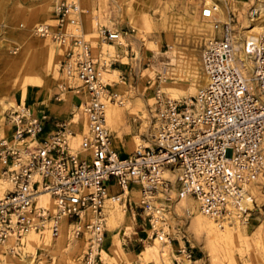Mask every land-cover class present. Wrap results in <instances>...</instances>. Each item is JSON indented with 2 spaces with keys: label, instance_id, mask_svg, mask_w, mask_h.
Here are the masks:
<instances>
[{
  "label": "built area",
  "instance_id": "1",
  "mask_svg": "<svg viewBox=\"0 0 264 264\" xmlns=\"http://www.w3.org/2000/svg\"><path fill=\"white\" fill-rule=\"evenodd\" d=\"M259 2L249 5V25L264 19ZM218 8L205 4L201 15L214 20ZM54 11L57 27L43 23L35 32L68 41L63 69L80 81L78 109L88 131L75 149L68 143L77 135L75 114L42 137L47 114L28 105L6 113L14 131L0 137L1 179L11 184L0 198V243L10 240L17 251L30 233L58 237L67 224L72 236L86 241L78 264H98L107 203L122 202L133 186L151 236L162 241L172 240L166 213L173 193L194 197L199 210L221 224L249 222L261 209L252 188L264 195V29L249 36L236 30L233 16L212 21L215 33L201 50L204 83L197 95L173 99L157 91L148 144L123 155L113 146L107 119V104L119 95L101 79V59L80 27L79 0H57ZM98 33L103 41L122 37L109 28ZM111 185L119 190L112 193ZM42 194L53 210L41 203ZM179 251L191 257L185 247Z\"/></svg>",
  "mask_w": 264,
  "mask_h": 264
},
{
  "label": "rangeland",
  "instance_id": "2",
  "mask_svg": "<svg viewBox=\"0 0 264 264\" xmlns=\"http://www.w3.org/2000/svg\"><path fill=\"white\" fill-rule=\"evenodd\" d=\"M56 1L0 0V111L4 116L3 120L0 119V137H11L5 127L11 128V135L13 134L14 127L5 120V112L9 111L12 103L20 108V105H26L27 102L44 99L45 103L60 107L71 93L77 94L78 97L81 95L78 84L80 81L70 77L63 69V62L70 47L68 41L60 43L35 32L36 27L43 23L57 27L58 18L54 11ZM226 1L227 5L221 0H79L80 27L85 38L91 43L93 55L101 59V79L119 95L117 101L107 104V108L109 105L120 106V99L130 100L131 108L125 110L124 120L121 121L125 122L126 128L128 126L129 130L132 129L131 134L138 136L140 142L147 141L152 131L151 110L157 91L165 96H168L165 91L168 86H183V89L191 91V88L180 80V76L186 75L192 79L189 82H193L201 74V50L204 43L215 33L212 21L233 16L236 30L245 33L247 28H243L248 27L250 23L247 11L250 3L256 0ZM209 2L216 3L219 7L216 15L214 14V20L203 18L201 15L203 5ZM259 3L264 7V0ZM128 8L131 12L134 9L135 12H132V25L127 16L130 10ZM53 13L54 19L51 17ZM202 21L208 23L212 31H201ZM69 28L73 29V26L68 25ZM100 28L119 30L122 37L116 41H103L98 33ZM190 34L196 36L192 42L186 41ZM110 44L113 47H110ZM177 54L186 56L185 60L192 58L189 65L188 61H181ZM177 70L179 71L176 73ZM194 95L196 94L186 92L178 99ZM77 102L78 100L74 99V104ZM60 110V114L64 115L73 112L75 107ZM78 111L79 109H76V114ZM72 117L73 115L66 120ZM108 126L114 138L115 134L109 121ZM86 132H81L80 127L76 144L72 143L73 137L69 138L68 143L78 149L81 137ZM112 143L114 144V139ZM4 165L0 155V180H3L1 170ZM252 190L261 204V209L252 214L249 222L243 223L248 226L246 237L249 240L233 237L234 241L232 237H228L229 241L228 238L220 240L207 235V231L198 224L197 214L201 211L196 199L189 195L179 197L173 193L166 213L169 225L167 230L172 240L157 239L160 242L159 249L163 253L149 259L142 255L143 248L153 245L156 237L151 236L147 214L135 210L140 197L130 199L135 215L133 209L125 203H115L107 211L106 225L109 235L105 234L106 239L98 264H169V261L171 264H264V251L257 246V243L260 246V241L264 242V195L257 186ZM127 193L130 194L129 191ZM185 200L189 201V204ZM62 233L65 241L57 245L29 247L24 242L17 251H12L11 241L0 243L4 250L0 249V264H15V261L22 259L26 260V264H78L79 257L86 248V241L72 236L69 227ZM54 242L59 240L55 239ZM180 247H185L191 252V257L180 252ZM161 248H164V251ZM28 259H32V263Z\"/></svg>",
  "mask_w": 264,
  "mask_h": 264
},
{
  "label": "bare ground",
  "instance_id": "3",
  "mask_svg": "<svg viewBox=\"0 0 264 264\" xmlns=\"http://www.w3.org/2000/svg\"><path fill=\"white\" fill-rule=\"evenodd\" d=\"M225 5H227V1L226 0H221ZM210 3V2H209ZM208 3V4H209ZM128 6V5H127ZM130 6V5H129ZM130 9V8H128ZM133 9V8H132ZM136 10V9H135ZM133 13L134 12V9L132 11ZM132 12H131V9L128 10V15L129 16V21H130V24L132 25V21H131V18H132ZM137 12V11H136ZM139 12V11H138ZM137 16V14H135ZM54 13L51 14V17L52 19H54ZM135 16V17H136ZM138 19V18H137ZM258 21V20H257ZM54 22V21H53ZM134 24L135 21H133ZM264 22V19H260V21H258L257 23H253V26L252 24L249 25L247 27V30L245 31L246 34H248L249 36H252V33L255 32V31H261L262 29H264V24H262ZM200 23V22H199ZM138 26V25H137ZM199 26V25H198ZM197 27V26H196ZM51 29H53V25L51 26ZM200 29L201 31H212V27H208V23H205V22H201L200 24ZM189 37V38H188ZM186 38V41H189V42H192L194 40V38L196 37L195 35L193 36L192 34H190ZM97 39V38H96ZM96 41V40H95ZM96 44V43H95ZM110 47H113L111 44H110ZM175 47V46H174ZM176 48V47H175ZM174 50V49H173ZM176 52V51H175ZM186 55V54H185ZM192 57H193V54H191ZM179 59H181V61H185L187 63L188 61V65L190 63V60L192 58H188L187 60H185L186 56H184L183 54H177L176 55ZM174 57V56H173ZM176 58V57H175ZM174 58V59H175ZM192 66V65H191ZM193 67V66H192ZM179 70L176 71V73L178 72ZM182 71V70H181ZM183 72V71H182ZM192 72V71H191ZM198 72V71H197ZM67 76V75H66ZM180 76V75H179ZM193 77V75H192ZM68 78V77H67ZM180 80H182L183 82H185V84L187 85V87H190L191 88V91L189 89H183V86L182 88H175V87H171V86H168L166 87L165 91L168 93V97L170 98H173V99H178L180 97H182L183 95H185L186 92H191V93H194L197 95L200 87L203 85L204 83V78H203V75L202 73L199 74V76L193 80V82H189V77L186 76V75H181L180 76ZM166 79V78H165ZM192 80V79H191ZM77 82V81H76ZM79 82V80H78ZM164 83V82H163ZM173 83V82H172ZM80 85V82L78 83ZM78 85V86H79ZM171 85V84H170ZM166 86V85H165ZM185 88V87H184ZM80 91H81V95H83V91L81 90L80 88ZM80 93V92H79ZM195 96V95H194ZM4 104V103H3ZM119 105L120 106H116V105H109L108 108H107V115H108V121L110 122V124L112 125V129L114 131V145L117 147V148H120L122 149V151L124 153H130L132 151H134L136 148L140 147V146H145L148 144L147 141L145 142H140V138L138 136H134L133 134H131L132 132H130V129L126 128V126H124V123L123 121H121V119H123L124 117V113H125V110L127 109H130L131 108V102L130 100H127V101H124L122 99L119 100ZM121 105H124V106H121ZM2 107V106H1ZM10 109H8L9 111L8 112H11V113H15L19 110V107L12 103L10 106ZM135 108V107H134ZM2 110V109H1ZM0 119H4V116H3V113L2 111H0ZM77 116V118H76ZM124 120V119H123ZM74 124L75 125H78L81 127V132H86L88 131V121H87V117L84 115L83 112H80V110L78 111V113L76 114L75 113V118L73 120ZM127 124V123H126ZM79 133V132H78ZM76 136L73 137V140H72V143L75 145L76 144ZM80 140V139H78ZM123 141H127V142H123ZM79 142V141H78ZM138 146V147H137ZM10 181H7V180H0V198L4 195L5 193V190L8 189V187H11L10 186ZM131 195L134 199H136L138 196H139V193L138 191L136 190H133L131 191ZM186 198V196H185ZM41 203L46 205L48 208L50 209H54V203L52 202V200L49 198V195L48 194H42L41 197ZM186 201V200H185ZM193 201V200H191ZM190 201V203H191ZM195 201V200H194ZM188 202V203H187ZM187 204H189V201H186ZM196 204V203H195ZM120 212V211H119ZM125 214V213H124ZM198 224L201 225L200 227H202L203 229H205L207 231V235H209L211 238L213 239H223L224 238H228V237H232V241L233 240V237H237L239 239H246V240H249L248 237H246V231H247V227L245 224H243L242 222L240 221H235L233 223H229V222H225L223 224L217 222L216 220L212 219V218H208L207 216H205L204 214H202V212H198ZM123 217V216H122ZM113 220V219H111ZM114 221V220H113ZM245 223V222H244ZM67 227V224L64 225V229ZM64 229L62 230V232L64 231ZM60 233L61 235H59L58 237L54 238L50 233H46L44 235H39L37 233H30L26 239H25V242L28 244L29 247L31 246H35V245H38V246H46V245H49V244H58V243H62L63 240H64V234L63 233ZM150 233V232H148ZM149 236V235H148ZM56 240H59V242L55 243L54 241ZM158 238H154V243L153 245H148L146 248H143V252H142V255H144L147 259H149L150 257H156L158 256V254L160 253H163L160 251L159 249V246H160V242L157 240ZM237 239V240H239ZM116 240V239H115ZM168 239H166L167 241ZM226 240V239H225ZM229 240V238H228ZM226 240V241H228ZM236 240V241H237ZM260 240V239H259ZM264 240V239H263ZM10 241V240H9ZM65 241V240H64ZM230 241V240H229ZM245 241V240H244ZM243 241V242H244ZM248 242V241H247ZM258 242V241H257ZM262 242V243H261ZM260 246L258 245L257 243V246L260 247L261 251H264V242L263 241H260ZM55 245V246H56ZM164 246V245H163ZM27 247V246H26ZM162 247V246H161ZM0 249H2V247H0ZM162 251H164V248H161ZM259 249V250H260ZM3 250V249H2ZM253 250V249H252ZM256 250V249H255ZM258 250V251H259ZM4 251V250H3ZM30 253V252H29ZM27 254V253H26ZM167 255V254H166ZM31 256V255H29ZM33 256V255H32ZM120 256V255H119ZM263 259H264V255H262ZM34 258V257H33ZM30 260V262L32 263V259H28ZM14 261V260H13ZM29 262V263H30ZM163 263V262H162ZM15 264H26V260H17L15 261ZM28 264V263H27ZM160 264V263H159ZM169 264H171V261H169Z\"/></svg>",
  "mask_w": 264,
  "mask_h": 264
},
{
  "label": "crops",
  "instance_id": "4",
  "mask_svg": "<svg viewBox=\"0 0 264 264\" xmlns=\"http://www.w3.org/2000/svg\"><path fill=\"white\" fill-rule=\"evenodd\" d=\"M35 40V39H34ZM38 40V39H37ZM36 40V42H37ZM42 49V48H41ZM74 90H70V92H73ZM83 91V90H82ZM82 96L78 97L77 94L75 93H71L67 99H64V101L62 102V105L60 107H56L53 103L52 104H47L45 103L46 100H40V101H33V102H27L26 105H28L33 111L34 113H36L37 115H42L43 113L47 114V121L44 127V130L41 134L42 137H46L48 135H50L52 132L55 131L56 129V125L58 122L66 120V118H70L72 115H74V113H76V109H78V105L79 102L81 100ZM74 99H77L78 102L76 104H74ZM71 106L75 107V110L73 112L70 113H66V114H60V109L63 108L64 110H66L67 108H70ZM8 111L5 112V120H6V113ZM6 122V121H5ZM7 126H9L8 124H6ZM7 128V132L9 133V136H11V131L9 127H5ZM74 128L76 131H80V127L78 125H74ZM114 148H116L121 154L126 155L128 153H124L122 151V149L117 148L114 144H113ZM110 190L112 193H115L119 190L118 186L116 185H111L110 186ZM136 190L139 193V197H140V191L136 186H133L131 189H129L130 194H125V196H123V200L122 203H125L128 207H130L132 210V212L135 215V211L133 206H131L130 203V199H131V191ZM113 206L112 203H107V208H106V214L107 211H109V208H111ZM135 210H141V208L139 207V201L136 203L135 205ZM106 234L109 235L108 230H107V225H106ZM106 239V238H105ZM105 242V240H104Z\"/></svg>",
  "mask_w": 264,
  "mask_h": 264
}]
</instances>
